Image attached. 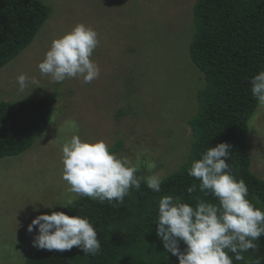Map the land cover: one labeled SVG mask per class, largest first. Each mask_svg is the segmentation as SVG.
Here are the masks:
<instances>
[{"label": "rangeland", "instance_id": "obj_1", "mask_svg": "<svg viewBox=\"0 0 264 264\" xmlns=\"http://www.w3.org/2000/svg\"><path fill=\"white\" fill-rule=\"evenodd\" d=\"M40 1L50 9L49 18L33 43L0 69V103L47 97L57 102L32 148L0 159V264H26L38 235L35 227L27 231L31 221L61 212L68 200L81 197L62 180L61 145L72 135L103 140L110 149L120 143L114 153L164 181L188 160L189 121L198 113L197 95L206 86L189 53L197 0ZM77 23L98 33L92 59L100 76L89 84L53 82L41 75L38 63L51 41ZM21 74L30 78L23 91L17 83ZM248 151L252 174L264 181V105L249 122Z\"/></svg>", "mask_w": 264, "mask_h": 264}, {"label": "trees", "instance_id": "obj_2", "mask_svg": "<svg viewBox=\"0 0 264 264\" xmlns=\"http://www.w3.org/2000/svg\"><path fill=\"white\" fill-rule=\"evenodd\" d=\"M50 12L40 0H0V69L33 43ZM193 16L195 35L189 53L206 86L197 95L198 113L189 121L192 143L186 163L163 181L158 193L142 183L116 207L81 196L61 211L92 221L100 254L86 256L75 246L63 252L36 248L26 264H178L156 234L158 201L170 195L190 205L197 196L216 203L198 189L192 194L186 189L199 183L187 174L192 161L219 143L231 145L226 162L235 178L247 185V198L264 211V181L252 174L248 151L249 122L259 105L249 81L264 70V0H197ZM56 102L47 97L34 103H0V159L32 148L46 131ZM120 148L118 143L111 151ZM137 175L147 176V170ZM257 243L256 253H242L241 261L233 257V264H255L257 257L264 258V236ZM178 247L184 251L186 245L178 240Z\"/></svg>", "mask_w": 264, "mask_h": 264}, {"label": "clouds", "instance_id": "obj_3", "mask_svg": "<svg viewBox=\"0 0 264 264\" xmlns=\"http://www.w3.org/2000/svg\"><path fill=\"white\" fill-rule=\"evenodd\" d=\"M99 43L97 31L77 23L51 41L38 63L39 72L56 83L78 79L89 84L100 76V67L92 59ZM29 81L27 75H19V89L23 91ZM31 83L38 81L32 78ZM249 83L252 96L264 105V70ZM230 150L231 145L227 143L208 147L187 169V174L199 183L186 191L192 194L198 189L204 196L213 197L216 203L199 196L194 205L170 195L158 201L156 234L165 250L177 257L178 264H233V257L241 261L244 260L242 253L258 251L257 239L264 236V211L247 198V185L243 179L235 178L233 168L226 162ZM60 159L62 180L68 185V191L101 203L107 201L113 207L123 204L130 190H139L142 183L153 192L161 191L160 174L138 176V165L112 152L103 140H82L74 134L61 145ZM72 203L68 200L63 208ZM93 225L87 216L52 212L36 216L27 231L31 233L36 228L38 235L32 244L37 249L63 252L75 246L86 256H96L101 252V244ZM178 240L186 245L184 251L178 247ZM262 260L257 257L255 264H262Z\"/></svg>", "mask_w": 264, "mask_h": 264}]
</instances>
